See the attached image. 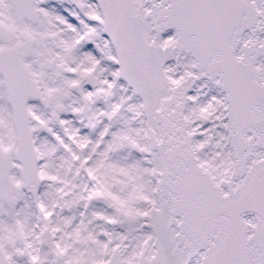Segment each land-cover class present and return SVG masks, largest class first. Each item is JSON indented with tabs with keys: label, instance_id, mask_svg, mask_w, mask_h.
<instances>
[{
	"label": "snow or ice",
	"instance_id": "obj_1",
	"mask_svg": "<svg viewBox=\"0 0 264 264\" xmlns=\"http://www.w3.org/2000/svg\"><path fill=\"white\" fill-rule=\"evenodd\" d=\"M0 264H264V0H0Z\"/></svg>",
	"mask_w": 264,
	"mask_h": 264
}]
</instances>
